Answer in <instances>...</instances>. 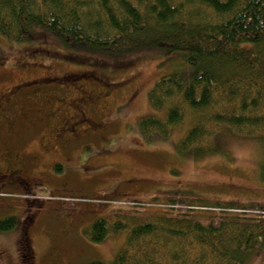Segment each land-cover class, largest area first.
I'll return each mask as SVG.
<instances>
[{
	"label": "rangeland",
	"instance_id": "1",
	"mask_svg": "<svg viewBox=\"0 0 264 264\" xmlns=\"http://www.w3.org/2000/svg\"><path fill=\"white\" fill-rule=\"evenodd\" d=\"M167 56L142 52L123 63L56 39L37 35L10 43L0 34V96L28 97L6 102L13 106L7 119L0 118V166L10 165V160L3 162L8 156L21 155L34 175L46 171L39 189L0 183V219L14 215L18 225L0 231V264H112L128 241L130 226L148 221L144 215L157 213L154 208L170 195L188 194L208 205L264 202L263 154L256 141L226 132L220 154L183 157L176 147L198 118L189 114L169 129L167 138L158 130L143 134V120H165L151 107L148 94L180 64ZM27 80L36 82L11 92ZM110 82L119 86L108 94L105 84ZM82 91L87 103L95 102L86 115L77 112L81 137L70 144L65 135L54 140L52 131L75 113L58 98L73 100ZM56 161L65 167H52ZM154 198L160 202L149 204ZM98 218L107 219L111 231L95 243L87 229ZM117 223L127 229L115 231ZM24 247L31 256L23 258ZM247 264H264V246L249 254Z\"/></svg>",
	"mask_w": 264,
	"mask_h": 264
},
{
	"label": "trees",
	"instance_id": "2",
	"mask_svg": "<svg viewBox=\"0 0 264 264\" xmlns=\"http://www.w3.org/2000/svg\"><path fill=\"white\" fill-rule=\"evenodd\" d=\"M0 34L10 43L56 39L123 63L152 51L176 59L148 94L165 120H143V134L167 138L186 114L197 116L176 147L181 156L220 154L230 132L257 142L264 168V0H0ZM192 197L170 195L144 215L148 221L130 226L112 264H247L264 246V202L208 205ZM15 218L1 219L0 231L14 230ZM87 230L95 243L111 231L105 218Z\"/></svg>",
	"mask_w": 264,
	"mask_h": 264
},
{
	"label": "flooded vegetation",
	"instance_id": "3",
	"mask_svg": "<svg viewBox=\"0 0 264 264\" xmlns=\"http://www.w3.org/2000/svg\"><path fill=\"white\" fill-rule=\"evenodd\" d=\"M21 86H23V84L20 85H16L13 88V91L11 92H15V90L19 89ZM116 86H119L117 84L111 83L110 84H105V87L107 88L108 94L111 93V90L114 89ZM111 87V88H110ZM81 97L79 98H75L73 97V100H70V97L68 98V101H66L64 98H58V101H60L61 105L64 106L67 111H71L72 113L73 110L75 111V113L79 112L82 114L89 113L90 111H92L94 109V105L93 103L95 101H92L91 104L87 103L86 101V92H81ZM7 94V96H9V93H4L0 96V118H5L7 119V117L10 115V109L13 106L12 104L8 103L6 104V102H8V100H13V99H17L18 101H24L25 99H27L28 97L25 96V94L23 96L20 97V95L22 94H18V97L14 98L10 97L9 99L6 98H2L5 97V95ZM20 97V98H19ZM93 100V99H92ZM64 102V103H63ZM79 110V111H77ZM73 118L71 117L69 119V121H65L64 124H62V126L60 128H58L57 130H53L52 131V136L54 138V140L59 141L60 138L63 137V135H65V139L68 140L69 137H71L70 141H68L67 144H70V142H74L76 140H79L78 137L81 135L80 132H78V124L82 121H78L76 120V116L79 114H75ZM75 119V120H74ZM70 123V127L67 128L68 124ZM10 125H13V123H10ZM89 128H91L89 126ZM71 132V133H70ZM87 132L93 133L92 131L87 130ZM94 135V133H93ZM81 137V136H80ZM77 138V139H76ZM64 146V145H63ZM69 147V146H68ZM65 150L66 147L64 146ZM65 155H63L64 157ZM9 158H6L4 161H11L10 165L9 164H5V167L3 165L0 166V182L3 185H13L14 184H18V185H22L25 187V189L27 190H32L31 188H37L39 189V187L42 186V179L44 178L43 176L45 175L46 171H42V173H40L39 175H34L33 173L30 172V167L27 163V159L25 156H21V155H10L8 156ZM65 158V157H64ZM59 161V160H57ZM54 162L52 164V167L54 166L56 169H60V167L62 166V168L65 167L64 165V161L57 163ZM61 161V160H60ZM53 168V169H55ZM53 169H51V171H53ZM48 174V173H47ZM6 181H3L5 180ZM26 247L23 248L22 251H25ZM23 255V258L26 257L27 254H30V250L25 251V254H23L22 252H20Z\"/></svg>",
	"mask_w": 264,
	"mask_h": 264
}]
</instances>
